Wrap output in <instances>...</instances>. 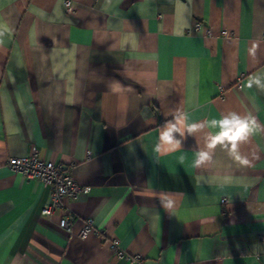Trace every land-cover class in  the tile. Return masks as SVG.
I'll return each mask as SVG.
<instances>
[{"label": "crops", "instance_id": "0c3cea01", "mask_svg": "<svg viewBox=\"0 0 264 264\" xmlns=\"http://www.w3.org/2000/svg\"><path fill=\"white\" fill-rule=\"evenodd\" d=\"M63 2L0 0V264H264V0ZM32 149L88 186L68 230L6 164Z\"/></svg>", "mask_w": 264, "mask_h": 264}, {"label": "built area", "instance_id": "2783aa9c", "mask_svg": "<svg viewBox=\"0 0 264 264\" xmlns=\"http://www.w3.org/2000/svg\"><path fill=\"white\" fill-rule=\"evenodd\" d=\"M64 6H71L70 0H64ZM197 27V24H196ZM239 85V82L237 83ZM8 167L26 178H39L47 185L50 201L46 203L42 209V213H51L57 211L59 214L58 224L67 230L70 229V214H65L63 208L67 204V200L76 197L80 193H85L88 186L79 184L73 177L71 165L62 162H56L49 158L40 157L36 150L22 156H8L6 160ZM224 201V198H222ZM90 219H87L86 224L80 231L83 234L89 227ZM116 240L112 238V244L115 245ZM117 256L124 257L132 264H142L139 254H129L116 249Z\"/></svg>", "mask_w": 264, "mask_h": 264}, {"label": "clouds", "instance_id": "9594fccd", "mask_svg": "<svg viewBox=\"0 0 264 264\" xmlns=\"http://www.w3.org/2000/svg\"><path fill=\"white\" fill-rule=\"evenodd\" d=\"M253 82L261 87H264V84L261 83L260 79H256ZM251 86L252 82L248 84V87ZM174 119L175 122L167 121L165 123V125L163 126V131L160 134L161 142L167 146L166 151H174L181 146V140L175 138V133H179L180 136L183 137L186 132L188 134H191L198 127H202V125L192 124L185 128V120L187 119L186 115L177 116ZM207 123L209 124V127L218 126L222 129L219 134L212 137L213 146L216 141H221L225 137L229 141L233 142L237 140H242L245 138V135L247 134L250 128L249 122L236 114H232L230 118H223L219 121L214 119ZM156 150L160 151L159 144L156 146ZM207 155L208 153H200V159L197 160V163H200L205 157H207Z\"/></svg>", "mask_w": 264, "mask_h": 264}]
</instances>
